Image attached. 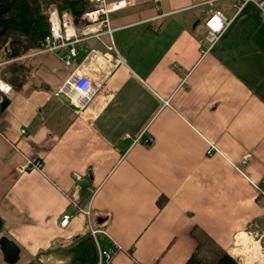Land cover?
<instances>
[{
  "label": "crops",
  "instance_id": "obj_1",
  "mask_svg": "<svg viewBox=\"0 0 264 264\" xmlns=\"http://www.w3.org/2000/svg\"><path fill=\"white\" fill-rule=\"evenodd\" d=\"M209 2L114 10L111 36L76 43L69 64L67 47L26 55L31 76L0 114V216L27 264H100L111 245L101 264H184L194 225L234 257L235 244L253 250L244 232L264 226V15L253 2L236 13L233 0ZM212 9L232 20L203 52ZM71 74L94 89L83 108L60 92Z\"/></svg>",
  "mask_w": 264,
  "mask_h": 264
},
{
  "label": "built area",
  "instance_id": "obj_2",
  "mask_svg": "<svg viewBox=\"0 0 264 264\" xmlns=\"http://www.w3.org/2000/svg\"><path fill=\"white\" fill-rule=\"evenodd\" d=\"M143 0H88V5L81 15L82 24H77L73 15L68 12H58L55 8H48V33L41 43V47L38 51H55L62 47H67V51L62 55L64 63L69 64L70 59L77 53L75 44L83 41L86 38L99 39L102 35L111 36L113 28L110 23V14L114 10L137 4ZM253 2L264 15V0H233L232 8L234 12H238L246 3ZM212 3V0L209 2ZM234 13V14H235ZM231 17H227L220 10H210L205 20L206 33L200 39L202 43V51L207 52L210 48L216 45L220 36L228 26ZM108 49H113V45L109 44ZM119 60V58H117ZM60 92L68 97V99L76 105L78 108H83L89 98L94 93V89L91 85V81L75 74L66 80V82L60 88ZM11 93V86L0 78V102L3 99V95ZM126 137H130L126 134ZM150 142V138L146 140V143ZM41 163L39 161L32 162L29 167H38ZM21 166L20 169H24ZM73 177L76 181H82V176L76 172L73 173ZM256 191L258 198L264 202V177L256 185ZM86 215L89 217V209L86 211ZM70 217L69 212H64L61 215L60 225H65ZM92 233L97 230L91 228ZM248 235L256 244V252H249L252 262L250 264H264V226H257L254 231ZM242 247L235 244V249L240 250ZM115 246L111 245L107 249H101L99 252L100 264L103 260H109L111 255L115 251ZM234 249V250H235ZM235 257L242 261L241 264H247L248 257L240 254H236ZM240 261V262H241Z\"/></svg>",
  "mask_w": 264,
  "mask_h": 264
},
{
  "label": "trees",
  "instance_id": "obj_3",
  "mask_svg": "<svg viewBox=\"0 0 264 264\" xmlns=\"http://www.w3.org/2000/svg\"><path fill=\"white\" fill-rule=\"evenodd\" d=\"M51 3L60 12H70L77 24L83 23L81 15L88 0H0V61L3 62L0 78L11 86L12 93L23 91L31 76V61L26 55L38 51L48 33L47 7ZM2 97L9 100L8 95ZM165 201L164 196H159L158 206ZM191 231L196 247L184 264H241L199 225H194ZM2 234L0 216V236Z\"/></svg>",
  "mask_w": 264,
  "mask_h": 264
},
{
  "label": "water",
  "instance_id": "obj_4",
  "mask_svg": "<svg viewBox=\"0 0 264 264\" xmlns=\"http://www.w3.org/2000/svg\"><path fill=\"white\" fill-rule=\"evenodd\" d=\"M6 105L7 100H2L0 103V110L3 111ZM0 251L2 252L5 263H13L18 258L20 249L12 239L2 234L0 236Z\"/></svg>",
  "mask_w": 264,
  "mask_h": 264
},
{
  "label": "rangeland",
  "instance_id": "obj_5",
  "mask_svg": "<svg viewBox=\"0 0 264 264\" xmlns=\"http://www.w3.org/2000/svg\"><path fill=\"white\" fill-rule=\"evenodd\" d=\"M255 230V228H253V229H248V230H246V232L247 233H249L250 231H254ZM251 241L254 243V245H251V247L253 246H255L256 247V242L255 241H253L252 239H251ZM238 250H234V253H235V255L236 254H239V252H237ZM249 252L250 251H247L246 250V255L245 256H248V257H250V254H249ZM237 258V257H236ZM240 261H241V259H240ZM2 262V264H27V261L24 259V258H22L21 256L20 257H18L13 263H5V262H3V260L1 261ZM240 263H242V261L240 262Z\"/></svg>",
  "mask_w": 264,
  "mask_h": 264
},
{
  "label": "bare ground",
  "instance_id": "obj_6",
  "mask_svg": "<svg viewBox=\"0 0 264 264\" xmlns=\"http://www.w3.org/2000/svg\"><path fill=\"white\" fill-rule=\"evenodd\" d=\"M239 234H240V233H239ZM246 235H247V234H246ZM241 236H242V235H241ZM247 236H248V235H247ZM243 237H244V236H243ZM245 237H246V236H245ZM249 238H250V237H249ZM250 239H251V238H250ZM256 250H257L256 247H254L253 250H250V252H255V253H257ZM237 252H239V254H240V255H243V256H245V255L247 254L246 251H243V250H241V251H237ZM249 254H250V253H249ZM251 254H252V253H251ZM245 257H248V256H245ZM247 261H249V263H247V264H250V262H252L251 257H248V258H247Z\"/></svg>",
  "mask_w": 264,
  "mask_h": 264
}]
</instances>
